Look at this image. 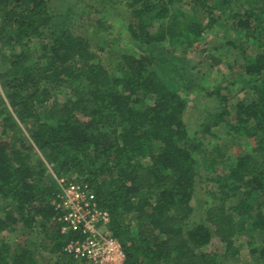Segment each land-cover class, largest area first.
I'll return each instance as SVG.
<instances>
[{"label": "trees", "instance_id": "obj_1", "mask_svg": "<svg viewBox=\"0 0 264 264\" xmlns=\"http://www.w3.org/2000/svg\"><path fill=\"white\" fill-rule=\"evenodd\" d=\"M50 1L0 0V264H78L56 178L90 185L125 264H264V0H108L131 18L118 52L53 29ZM207 32L226 60L196 87L215 107L189 135V97L145 52L187 61ZM197 179L209 207L191 223Z\"/></svg>", "mask_w": 264, "mask_h": 264}, {"label": "rangeland", "instance_id": "obj_2", "mask_svg": "<svg viewBox=\"0 0 264 264\" xmlns=\"http://www.w3.org/2000/svg\"><path fill=\"white\" fill-rule=\"evenodd\" d=\"M50 10L54 15L53 29H69L78 35L88 39L94 48L103 47L105 50L113 49V52L126 49L129 45L127 37V27L131 23L124 6L111 4L108 0H51ZM90 16L86 17V13ZM96 19H103L104 24L97 28ZM88 25H92L89 27ZM219 33V32H218ZM217 32L205 33L201 41V46L207 47L205 53L197 56L195 53L188 54L187 61L181 60L177 55H172L166 48L156 45L146 49L145 54L149 55L154 69H156L161 78L168 84L177 87L184 95L189 97L188 105L184 111L183 119L189 135H192L198 128L206 114L211 112L215 105L212 99L201 96L196 87H211L213 80L221 72L224 49H215L220 46L225 39ZM121 36L119 40H114ZM135 50L138 47H132ZM214 49V50H211ZM210 52L206 55V52ZM204 54L206 56H204ZM181 55V54H179ZM111 58L110 65L113 64ZM220 61L219 65H215ZM239 151L238 147L233 145L232 152ZM235 152V153H236ZM191 214L189 221L191 223L205 222L206 210L209 207L208 195L203 188V183L196 180L194 192L191 200ZM4 233L6 241L13 246L21 242L24 238L20 230ZM43 254H45L43 252ZM242 261L248 259L247 249H240ZM41 257V256H40Z\"/></svg>", "mask_w": 264, "mask_h": 264}, {"label": "built area", "instance_id": "obj_3", "mask_svg": "<svg viewBox=\"0 0 264 264\" xmlns=\"http://www.w3.org/2000/svg\"><path fill=\"white\" fill-rule=\"evenodd\" d=\"M54 208L61 212L60 233L74 234L62 254L89 264H125V252L110 229L111 217L88 183L57 179Z\"/></svg>", "mask_w": 264, "mask_h": 264}, {"label": "crops", "instance_id": "obj_4", "mask_svg": "<svg viewBox=\"0 0 264 264\" xmlns=\"http://www.w3.org/2000/svg\"><path fill=\"white\" fill-rule=\"evenodd\" d=\"M78 264H89V263H86V262H78Z\"/></svg>", "mask_w": 264, "mask_h": 264}]
</instances>
